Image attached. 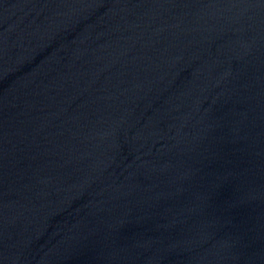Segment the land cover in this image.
Here are the masks:
<instances>
[{
	"label": "water",
	"instance_id": "obj_1",
	"mask_svg": "<svg viewBox=\"0 0 264 264\" xmlns=\"http://www.w3.org/2000/svg\"><path fill=\"white\" fill-rule=\"evenodd\" d=\"M0 264H264V0H0Z\"/></svg>",
	"mask_w": 264,
	"mask_h": 264
}]
</instances>
